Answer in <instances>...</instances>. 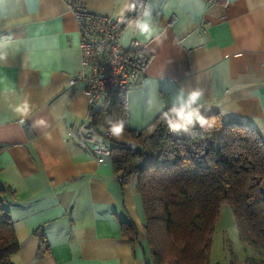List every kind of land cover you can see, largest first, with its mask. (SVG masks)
<instances>
[{"label": "crops", "instance_id": "obj_1", "mask_svg": "<svg viewBox=\"0 0 264 264\" xmlns=\"http://www.w3.org/2000/svg\"><path fill=\"white\" fill-rule=\"evenodd\" d=\"M133 1L88 7L127 15ZM138 21L159 39L143 40ZM134 41L151 57L126 91L130 127L199 91V117L220 113L264 142V0H147L121 34L125 49ZM82 69L80 29L64 0H0V185L20 244L12 263L154 264L137 177L123 182L82 135L88 97L83 82L69 85Z\"/></svg>", "mask_w": 264, "mask_h": 264}, {"label": "trees", "instance_id": "obj_2", "mask_svg": "<svg viewBox=\"0 0 264 264\" xmlns=\"http://www.w3.org/2000/svg\"><path fill=\"white\" fill-rule=\"evenodd\" d=\"M146 1H133L125 26L142 15ZM135 56L130 77L145 69L151 54L143 47ZM125 95L110 110L91 115L89 122L97 132L123 123L122 134L109 139V156L117 175L125 174L123 182L138 179L154 264H215L212 237L224 203L231 208L241 242L256 252L244 263L264 264V142L258 131L225 121L220 113L188 123L172 112L179 104L166 106L147 126L135 129L129 126ZM4 148L0 145V153ZM8 189L4 182L0 185V264H13L20 249L5 208ZM122 225L127 236L138 237L133 223ZM230 252L236 264L238 256Z\"/></svg>", "mask_w": 264, "mask_h": 264}, {"label": "built area", "instance_id": "obj_3", "mask_svg": "<svg viewBox=\"0 0 264 264\" xmlns=\"http://www.w3.org/2000/svg\"><path fill=\"white\" fill-rule=\"evenodd\" d=\"M64 1L77 20L83 54V69L69 79V85L84 83L82 90L88 97L90 116L100 109L110 110L131 85L129 65L144 45L139 41H134L129 49L122 45L126 14L94 11L88 7V0ZM111 137L110 129L95 131L94 151L100 159L110 155Z\"/></svg>", "mask_w": 264, "mask_h": 264}, {"label": "rangeland", "instance_id": "obj_4", "mask_svg": "<svg viewBox=\"0 0 264 264\" xmlns=\"http://www.w3.org/2000/svg\"><path fill=\"white\" fill-rule=\"evenodd\" d=\"M244 247V248H243ZM230 249L237 251L238 261L236 264H245L244 259L256 252L252 249L247 252L246 246L238 236L234 218L229 204L224 203L221 206L219 220L212 237L211 260L215 264H232Z\"/></svg>", "mask_w": 264, "mask_h": 264}, {"label": "clouds", "instance_id": "obj_5", "mask_svg": "<svg viewBox=\"0 0 264 264\" xmlns=\"http://www.w3.org/2000/svg\"><path fill=\"white\" fill-rule=\"evenodd\" d=\"M136 27L138 29V34L140 37L147 41L151 40L154 37L156 39H159V29L156 27L152 26L150 22L148 21H138L136 24ZM201 93L199 91H193L190 93L188 96L187 100L182 102L181 106L179 108H173L172 112L176 114V116L183 121H187L188 123H191L193 120V117L199 118V109L197 107H193L200 98ZM27 104L25 103L19 111H27ZM164 116L167 117L168 113H164ZM202 124L204 121L201 119L200 121ZM173 128H178V124H172ZM112 134L115 136H120L123 132V123H119L116 125H113L112 129Z\"/></svg>", "mask_w": 264, "mask_h": 264}, {"label": "water", "instance_id": "obj_6", "mask_svg": "<svg viewBox=\"0 0 264 264\" xmlns=\"http://www.w3.org/2000/svg\"><path fill=\"white\" fill-rule=\"evenodd\" d=\"M82 135L87 138V139H91L93 140L95 138V130L92 128L91 123L88 122L85 126H84V130ZM125 174L121 173L120 177H123Z\"/></svg>", "mask_w": 264, "mask_h": 264}]
</instances>
